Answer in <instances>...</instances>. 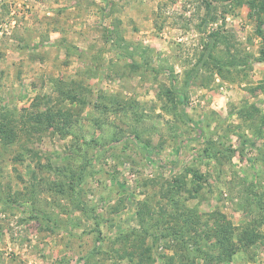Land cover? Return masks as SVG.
<instances>
[{"label":"rangeland","instance_id":"374dc122","mask_svg":"<svg viewBox=\"0 0 264 264\" xmlns=\"http://www.w3.org/2000/svg\"><path fill=\"white\" fill-rule=\"evenodd\" d=\"M0 264H264V0H0Z\"/></svg>","mask_w":264,"mask_h":264}]
</instances>
